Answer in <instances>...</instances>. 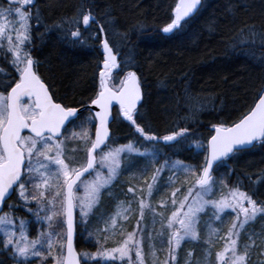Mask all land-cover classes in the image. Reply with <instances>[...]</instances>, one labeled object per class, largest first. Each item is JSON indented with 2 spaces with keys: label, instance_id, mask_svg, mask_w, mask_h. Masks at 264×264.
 <instances>
[{
  "label": "snow or ice",
  "instance_id": "6c2138e0",
  "mask_svg": "<svg viewBox=\"0 0 264 264\" xmlns=\"http://www.w3.org/2000/svg\"><path fill=\"white\" fill-rule=\"evenodd\" d=\"M93 4L94 0H78L71 14L45 23L37 0H0V56L14 69L9 72L0 63V74L7 78L0 81V206L17 193L6 210L0 207V252L12 264H48V257L51 264H89L82 257L107 258L92 259L90 264H264V225L253 228L257 219L264 218V192L252 186L257 181L264 184V167L256 170L259 175L236 173L228 163L257 145L264 147V82L255 89L251 104L232 121L211 124L206 138L186 125L212 98L192 92L186 82L188 111L178 117L185 126L158 128L141 107V74L131 57L121 59L109 40L106 24L113 19L96 13ZM236 7L229 0L228 9ZM200 8L201 0H175L162 31L184 30ZM41 24L43 31L37 35L51 29L71 46L102 50L86 104L57 97L39 73L31 48L33 29ZM207 26L213 29L215 18ZM236 37L233 47L248 42V54L256 56L257 44L264 46V21L257 24L248 18L236 29ZM259 56L264 60V53ZM117 79L119 83H114ZM86 106L90 107L82 115ZM113 120L127 122L130 128L123 143L113 137ZM185 146L193 149L189 159L178 155ZM140 160L144 163L138 164ZM133 165L136 170L129 173L128 191L116 193L127 198L116 201L111 223L104 224L106 233L115 236L119 230L121 239L104 247L109 237L101 241L97 236L95 251H78L74 209L79 207L80 221H88L102 190L114 186ZM93 171L96 175L86 179ZM78 187L85 189L83 194L75 191ZM162 187L168 191L153 202L152 196ZM21 206L27 215L15 211ZM208 209L212 218L205 221L203 213ZM225 210L232 216L222 230L212 220L223 221ZM133 214L136 224L125 231L121 220L126 222ZM186 240H203V254L196 256L190 247L181 259Z\"/></svg>",
  "mask_w": 264,
  "mask_h": 264
},
{
  "label": "trees",
  "instance_id": "16d2710c",
  "mask_svg": "<svg viewBox=\"0 0 264 264\" xmlns=\"http://www.w3.org/2000/svg\"><path fill=\"white\" fill-rule=\"evenodd\" d=\"M4 2L6 3V0ZM77 2L78 0H37L45 23H50L62 14H71ZM174 2L175 0H94L93 6L96 13H103L113 19L114 23L106 24L109 40L116 46L121 59L131 57L135 69L141 74L143 80L141 107L147 116L153 118V123L158 128L163 129L177 124L185 126L178 117H183L188 111L184 97L186 82L192 92L212 98L207 107L196 113L195 121L189 119L186 125L191 131L204 134L206 138L210 134L211 124L221 120L232 121L251 104L255 89L264 82V60L259 56L260 53H264V46L257 44L256 56L248 54L251 47L248 42L232 46V42L237 39L236 29L241 22L248 18L257 24L264 21V0H231L233 5L238 6L234 11L228 9L229 0H201L200 11L184 30L164 33L162 25L168 22L170 6L174 5ZM243 5L248 7L244 8ZM213 18L215 27L210 29L207 24ZM43 27V24L34 27L31 48L32 55L39 61V73L57 97L85 104V98L93 91L97 57L102 56L99 47L71 46L59 40L57 32L51 29L42 36L37 35L43 31ZM0 61L9 72L14 71L4 61L3 56ZM124 70L126 68L118 75H123ZM114 83L119 81L115 80ZM213 103L215 107L212 106ZM87 111L84 110L82 115ZM111 128L113 137H119L117 143H123L129 137L130 128L127 122L113 120ZM195 138L199 137H193ZM178 155L182 159H189L193 155V149L185 146ZM137 163L143 164L144 161L140 160ZM228 163L235 168L236 173L243 171L259 175L256 170L264 167V147L257 145ZM133 170H136V165L122 172L114 186L103 189L99 205L90 214V219L82 227L77 224L75 245L78 251H95L97 236L101 241H104L105 235L109 237L104 242V247L113 246L114 242L121 238L119 230L113 236L111 232L106 233L103 229L105 220L111 223L109 212L116 211V201L127 198L123 195L116 196V193L123 194L128 191L129 183L132 181L129 173ZM168 175L167 171L163 173L165 179ZM180 178L182 179V175ZM232 179H235V174ZM245 183L249 182L246 180ZM252 186L258 193L264 192V184L259 181ZM220 190L218 187L217 194ZM167 191L162 187L152 196V201L160 199ZM168 194L170 195V192ZM9 200H15V193L6 201L4 210L7 209ZM15 211L27 215L26 210L21 207H17ZM222 216L223 221L212 220V223L226 230L231 222L232 213L225 210ZM203 217L205 221L211 219L212 210H206ZM148 221L150 224V214ZM121 223L124 224L125 231H131L136 224L135 214L128 221ZM262 225L264 218L257 219L253 228ZM204 226L206 225L202 221V227ZM86 230L92 233L90 238L92 240H87L88 242ZM32 234H35L34 225ZM201 234L203 235V232ZM190 247L195 249L196 256L203 254V240L199 243L186 240L180 249L181 259L186 257ZM0 259L4 264H12L6 253L0 252ZM32 264H35V261H32Z\"/></svg>",
  "mask_w": 264,
  "mask_h": 264
},
{
  "label": "rangeland",
  "instance_id": "374dc122",
  "mask_svg": "<svg viewBox=\"0 0 264 264\" xmlns=\"http://www.w3.org/2000/svg\"><path fill=\"white\" fill-rule=\"evenodd\" d=\"M0 59H1V56H0ZM0 63H1V61H0ZM7 78L6 77H4L2 74H0V81H3V80H6ZM118 80V79H117ZM119 81V80H118ZM79 155V154H78ZM97 167H99V163H97ZM101 171L103 172V173H106V171H107V169L106 168H102L101 169ZM96 175V173L93 171L91 174H90V176L89 177H86V179L87 178H90L91 176H95ZM84 191H85V189L83 188V187H78V190L76 191L77 193H80V194H83L84 193ZM15 193V199L17 198V193L16 192H14ZM14 193L12 194V196L14 195ZM11 198V197H10ZM21 208L22 209H24L22 206H21ZM25 210V209H24ZM75 212H76V217H77V220H78V223L80 224V227H82V225L84 224V223H86V221H80L79 220V216H80V213H79V207H77L76 209H75ZM91 214V213H90ZM121 221H123V220H121ZM85 229H87V228H84V230ZM104 230V229H103ZM86 235H88V239H86V241L87 240H89V241H91L92 239H90L92 236L89 234V232L86 230ZM121 239V238H120ZM88 242V241H87ZM113 246H114V244H113ZM112 247V246H111ZM133 255H134V253H133ZM48 259V264H51V257H48L47 258ZM82 259H87L88 261H91L92 259H107V258H91V257H89V258H83L82 257ZM127 262V261H126Z\"/></svg>",
  "mask_w": 264,
  "mask_h": 264
},
{
  "label": "water",
  "instance_id": "95a60500",
  "mask_svg": "<svg viewBox=\"0 0 264 264\" xmlns=\"http://www.w3.org/2000/svg\"><path fill=\"white\" fill-rule=\"evenodd\" d=\"M100 51H101V53H102V50L100 49ZM86 104V103H85ZM88 107H90V106H86L85 108H84V110L85 109H88ZM13 194V193H12ZM12 196V195H11ZM11 196H9L8 197V199L11 197ZM4 203H5V201H4ZM4 203H3V205L2 206H0V207H2V208H4ZM74 215H75V212H74ZM76 236V235H75ZM74 246H75V237H74ZM76 247V246H75Z\"/></svg>",
  "mask_w": 264,
  "mask_h": 264
},
{
  "label": "bare ground",
  "instance_id": "6f19581e",
  "mask_svg": "<svg viewBox=\"0 0 264 264\" xmlns=\"http://www.w3.org/2000/svg\"><path fill=\"white\" fill-rule=\"evenodd\" d=\"M113 212H114V210H110L109 215H110L111 213H113Z\"/></svg>",
  "mask_w": 264,
  "mask_h": 264
},
{
  "label": "flooded vegetation",
  "instance_id": "af4514ba",
  "mask_svg": "<svg viewBox=\"0 0 264 264\" xmlns=\"http://www.w3.org/2000/svg\"><path fill=\"white\" fill-rule=\"evenodd\" d=\"M92 133H93V132H92ZM77 190H78V188L75 189V191H77Z\"/></svg>",
  "mask_w": 264,
  "mask_h": 264
}]
</instances>
